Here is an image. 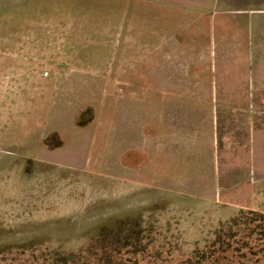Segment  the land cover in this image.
Wrapping results in <instances>:
<instances>
[{
    "label": "rangeland",
    "instance_id": "rangeland-1",
    "mask_svg": "<svg viewBox=\"0 0 264 264\" xmlns=\"http://www.w3.org/2000/svg\"><path fill=\"white\" fill-rule=\"evenodd\" d=\"M105 3L0 0V264L82 251L90 264H181L197 250L203 264H264L248 28L185 11L155 31L153 11ZM157 103L173 126L190 121V162L152 159Z\"/></svg>",
    "mask_w": 264,
    "mask_h": 264
},
{
    "label": "crops",
    "instance_id": "crops-1",
    "mask_svg": "<svg viewBox=\"0 0 264 264\" xmlns=\"http://www.w3.org/2000/svg\"><path fill=\"white\" fill-rule=\"evenodd\" d=\"M107 1L108 3H105V6L106 8L108 7L110 11H153L152 14L154 15V21L156 23V25L153 26L155 31H160L157 30L158 28L166 32L173 31L176 26H180L182 22L180 17L185 15V11H220V14L224 16L222 20L224 25H231V28L236 26L237 29V26L245 25L249 31L247 38V48L249 49L247 61L249 64L254 65V68L255 65H261V72L260 69L258 70L259 72H256L254 69L250 73L252 76V87L250 90L253 93L252 95L260 94L259 91L261 90L264 102V0H154L157 4H149V7H147L148 4H145V7L142 8L139 7L142 5V2H140L141 0ZM159 11H179L180 14L176 15V17L175 15H170V17H168L166 14V16L162 18ZM237 56L238 55H235V57ZM109 58L111 59L112 57L110 56L108 59ZM156 105L158 109L151 122L152 159H159L163 156L162 154H164L166 155L165 158H169L170 156L173 161L181 159L183 162H190V160L186 158V154L190 153L191 155V153H195L192 149L194 144L191 146V143L194 142L190 139V121L184 116L182 118V127L177 128L172 125L169 114H159V103ZM163 118H165V120H163ZM252 126L253 130L256 128L259 130L257 143L260 147H258L257 150L254 146L251 150V154L249 153L248 156L251 158L254 168L256 160L261 159L262 170L264 171V109L261 122L258 121L256 127V122L252 119ZM187 127H189L188 130ZM63 135L64 133L60 136L62 137L61 140L64 141ZM176 137L179 138V141H176ZM197 161L198 160H195V163L191 166L203 168V166L197 164Z\"/></svg>",
    "mask_w": 264,
    "mask_h": 264
},
{
    "label": "trees",
    "instance_id": "trees-1",
    "mask_svg": "<svg viewBox=\"0 0 264 264\" xmlns=\"http://www.w3.org/2000/svg\"><path fill=\"white\" fill-rule=\"evenodd\" d=\"M90 108L85 109V111H81L74 120V125L76 127H82L84 125L87 124V119H86V114H89ZM62 142H64L62 140ZM260 219L264 220V215L260 214L259 216ZM131 223H133V230L137 229L136 228V222L132 221ZM135 226V227H134ZM116 229H121L122 227H119L118 225L115 227ZM112 228V229H115ZM136 232V231H133ZM136 234L139 235V232H136ZM136 240V239H135ZM124 242L127 246H132V238L131 235H127L124 238ZM215 244H220L223 245L224 244V236L223 234H218L214 245ZM210 252L208 251H200L197 250L191 257L187 258L186 260H184L181 264H203L204 262L207 261V259L210 257ZM110 256H114V255H110ZM116 257L119 256V253L115 255ZM97 261L101 262V259H98ZM91 262V257H89L88 253H85L84 251L82 252H78V253H60V254H56V256H54V258L52 259L50 264H90Z\"/></svg>",
    "mask_w": 264,
    "mask_h": 264
}]
</instances>
